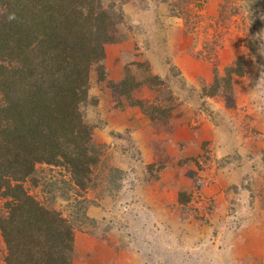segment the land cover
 I'll list each match as a JSON object with an SVG mask.
<instances>
[{
    "label": "rangeland",
    "instance_id": "1",
    "mask_svg": "<svg viewBox=\"0 0 264 264\" xmlns=\"http://www.w3.org/2000/svg\"><path fill=\"white\" fill-rule=\"evenodd\" d=\"M101 2L104 6L113 2L114 11L122 10L126 16L114 29L123 32V42H129L130 36L136 40L125 44L124 50L122 45L105 44L104 65L114 73L110 77L119 79L122 68L117 72L113 67L125 57L123 51L133 52L138 63L143 58L158 61L148 41L150 34L145 38L137 31L124 11L127 3L142 8L145 0ZM162 2L175 11L177 16L172 15L185 36L184 49L176 45L182 40L177 34L172 35L176 44L171 47L176 58L183 59L184 73L170 63L174 55L166 56L169 72L161 77L166 82L157 89L144 85L135 95L144 104L160 107L163 111L158 113L170 107L167 116L151 120L138 106L128 117L116 116L129 106L114 110L116 89L100 82L87 94L94 91L99 96L98 107L105 114L95 109L85 114L92 124L107 116V124L93 132L99 149L98 163L92 168L93 186L80 190L63 166L39 163L23 187L72 223L73 264H264V258L244 255L240 247L241 237H264L260 211L264 207V0ZM165 37L153 36L151 41L157 39L165 46ZM237 58L243 74L232 75L230 87L220 85L210 96L214 80ZM219 117L226 120L222 125L235 129V135L246 137L248 129L240 128L248 125L256 136L255 143L250 145L247 139L235 148L246 149H239L237 155L250 156L252 161L246 163L251 171L244 172L245 183L231 188L220 185L225 174L217 172L231 157L220 152L225 139L215 143L196 136L205 122L214 120L216 125ZM234 121L236 128L231 127ZM234 194L243 207L232 206ZM246 199L251 201L248 207ZM5 201L0 194L1 215L8 211ZM80 206H86L83 215L76 213ZM252 211L255 215L245 222ZM5 255L0 233V264H5Z\"/></svg>",
    "mask_w": 264,
    "mask_h": 264
},
{
    "label": "trees",
    "instance_id": "2",
    "mask_svg": "<svg viewBox=\"0 0 264 264\" xmlns=\"http://www.w3.org/2000/svg\"><path fill=\"white\" fill-rule=\"evenodd\" d=\"M112 5L101 0H0V194L8 209L0 214V233L5 264H73L72 223L52 204L29 194L23 183L36 164L45 163L66 168L80 190L93 186L99 154L93 132L107 124L106 115L94 124L85 118L87 109L105 114L98 107L99 96L87 94L93 86L106 82L118 88L114 110L138 106L151 120L168 114L170 107L158 113L160 107L135 95L144 85L157 89L166 82L147 59L138 63L133 52L123 51L119 79L107 72L104 46L123 42V32L114 29L126 18ZM242 74L237 58L214 80L209 95L220 85L230 87V77ZM85 209L76 207V213L83 215Z\"/></svg>",
    "mask_w": 264,
    "mask_h": 264
},
{
    "label": "crops",
    "instance_id": "3",
    "mask_svg": "<svg viewBox=\"0 0 264 264\" xmlns=\"http://www.w3.org/2000/svg\"><path fill=\"white\" fill-rule=\"evenodd\" d=\"M124 11L125 13L134 20V22L137 24V31H140L141 33H143L144 37L146 38V34H150V36H148V41H150V44L152 46V49L155 51L156 57L158 58V61L156 62H152L151 60L149 61L150 64L153 67L154 72L161 76V77H166L168 75L169 72V66L170 63L176 64L180 71H182L184 73V65H183V59H178L176 58L178 55L175 54V52L171 51V47H173V45H175L176 43H173V39H172V35L173 34H177V39L179 38V36L181 37V44H176L179 45V47H181L180 49H184L185 46L184 44H182L183 40H184V35H183V30L181 28V24L178 23V21L175 20L176 16L172 15L169 11V8L167 6V4L163 3L162 0H145V5H143L142 8H136L134 6V4H129L127 3L126 5H124ZM166 35V45L163 46L160 42H157V39L155 40V42L151 41L153 36H163ZM131 43L133 41H136L135 39L131 40V36H130V40ZM185 41V40H184ZM127 40L124 42H119V43H112L115 44L116 48H119V45H122L123 48L122 50H124V45L129 43ZM182 45V46H181ZM107 47V46H105ZM178 47V46H177ZM125 53V52H123ZM122 53V54H123ZM172 59L169 63V61H166L165 64V58L166 56H172ZM170 58V57H169ZM176 59V60H175ZM164 61V63H163ZM118 65H114L113 69L116 67L117 72H119V68H121V63H122V58H120ZM156 65V66H155ZM112 69V68H111ZM108 73H113L112 71ZM114 74V73H113ZM146 86V85H145ZM144 86V87H145ZM110 87V86H109ZM112 90L116 89L115 94H117L118 88H113L111 87ZM114 94V95H115ZM112 94V98L114 100H116ZM128 108V109H127ZM126 109H124L122 112L118 113L116 116H119L121 118L122 117H128V113H132V111H136L135 107H127ZM132 108V109H131ZM139 111V110H138ZM138 113V112H137ZM133 114V113H132ZM132 114H129L130 116ZM121 115V116H120ZM230 116V114H229ZM227 118V116H225ZM220 118V117H219ZM218 124L215 125L214 120L210 123L209 121L204 123V126L202 127V130L200 132H198V134H196V136L198 138H203V139H209L211 141H214L219 139V138H224L225 142L224 144L221 145V153L229 155L230 156V160L224 165V167H220L217 172L219 173H224V176L220 177L223 178V181H219L220 185L222 187H227V188H231L232 186H236L240 181L243 182V178H244V172L245 171H251V165L250 164H246L247 162L250 163V156H246L244 158L239 157L237 154L240 153L239 149H244L243 147H237V145L241 144V141L246 143L247 139H248V143L253 144L255 143L254 141V137L255 134L249 132V128L248 125L247 126H243L242 129H248V133L246 134V137H241L234 134L235 129H233L232 131L230 130L231 128L228 126V124H226V126L222 125L223 122H226V120H222V118H220V120ZM235 124L234 126L231 125V127H235L236 125V121H234ZM233 122V123H234ZM111 123V121H109V124ZM224 127V131H222V128ZM227 127V128H226ZM236 128V127H235ZM253 130V129H251ZM134 132H132L131 135H133ZM240 134V133H239ZM191 135L188 136V138ZM177 138V137H175ZM180 139V137H179ZM216 143V142H215ZM214 143V144H215ZM246 151V149H244ZM223 151V152H222ZM219 153V152H218ZM251 153V152H249ZM222 154H217L218 157H221ZM239 160V163H238ZM252 161V160H251ZM245 183V182H243ZM226 188V189H227ZM245 192V191H242ZM246 193V192H245ZM249 193V192H248ZM238 194V193H237ZM248 198H250V196H248ZM234 199L236 201L233 202L232 206L234 205V207L236 208H240L243 207V205L241 204L239 198L234 194ZM249 203H251V201L249 200H245V206H249ZM261 207V206H260ZM259 210V208H258ZM260 211L262 212V214L264 213V207L260 208ZM256 213V212H255ZM255 213L252 211L250 216L247 217L246 221H249V219H251V217L253 215H255ZM228 216V215H226ZM242 239V243H240V247L241 249L243 248L244 251V255L247 254H251L253 253V255L257 256L260 259L264 258V245L260 246V242L264 243V237L261 240H254V239H249V238H244L241 237ZM246 248V249H245Z\"/></svg>",
    "mask_w": 264,
    "mask_h": 264
}]
</instances>
